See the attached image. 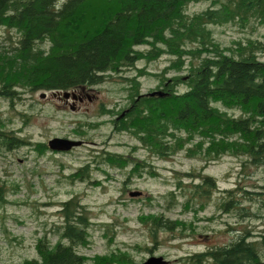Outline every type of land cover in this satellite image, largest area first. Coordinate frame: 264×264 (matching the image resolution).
Here are the masks:
<instances>
[{
	"label": "trees",
	"instance_id": "trees-1",
	"mask_svg": "<svg viewBox=\"0 0 264 264\" xmlns=\"http://www.w3.org/2000/svg\"><path fill=\"white\" fill-rule=\"evenodd\" d=\"M193 1L198 0H104L102 8L92 9L88 0H0V27L15 33L0 39V97L13 99L24 91L73 90L96 84L135 67L137 60L168 53L174 55L170 63L175 72L170 76L165 74L169 68L153 72L157 89L140 93L135 75L123 76L125 105L102 110L114 130L132 133L162 156L199 138L193 148L188 146L189 154L202 152L207 159H215L232 150L247 153L254 162L262 161L264 60L256 51L264 49V42L247 39L226 46L212 35L207 23L246 14L263 20L264 0H213L226 8L222 16H214L212 8L189 11ZM77 16L82 22L72 21ZM138 71L139 75L147 73L143 68ZM27 141L6 129L5 123L0 125V149L10 150ZM35 143L40 149L47 147L44 142ZM94 157L111 165L129 161L111 149H102ZM90 165L78 167L71 177H90ZM192 176L200 179L186 182V202L190 195L202 199L218 189L215 176L204 172ZM221 192L217 211L250 216L258 215L264 206V202H241L258 199V190L234 185ZM6 193L0 182V205L6 203ZM59 212L62 221L55 226V240L44 231L35 242L37 256L25 257L18 264H97L117 256L115 252L110 258L87 261L81 249L89 244L91 220L77 195L60 201ZM144 219L154 236L157 229L173 230L187 223L163 211H150ZM240 230L223 244L186 255L187 262L264 264V231Z\"/></svg>",
	"mask_w": 264,
	"mask_h": 264
},
{
	"label": "rangeland",
	"instance_id": "rangeland-1",
	"mask_svg": "<svg viewBox=\"0 0 264 264\" xmlns=\"http://www.w3.org/2000/svg\"><path fill=\"white\" fill-rule=\"evenodd\" d=\"M88 2L92 9L106 4L104 0ZM188 8L191 12L212 8L214 16L227 12L220 2L213 0L193 1ZM81 18L77 16L72 21L82 22ZM207 24L212 35L226 46L247 39L264 42V19L252 15ZM10 35H15L13 29L0 27V39ZM256 52L264 60V49ZM171 57L174 55L163 53L148 61L137 60L135 67L107 76L84 90L76 89L82 92V100L65 102L53 96L52 91L57 90L49 89L24 91L13 99L0 97V125L5 123L6 129L28 140L10 150L0 149V182L7 192L6 203L0 205V264H18L25 257L37 256L35 242L44 231L55 240V226L62 221L60 201L72 195L80 198L91 220L89 244L81 249L90 263L110 258L116 252L115 258L97 264H133L150 255H162L167 264H189L186 255L212 244H223L241 228L264 231V206L260 210L255 206L254 211L259 213L250 216L216 209L223 188L234 185L259 191V200L241 202H264V159L254 162L247 153L232 150L215 159H207L202 152L189 154L188 146L193 148L199 138L162 156L132 133L114 130L109 115L103 113L106 107L118 109L125 105L123 76L135 75L140 93L157 89L153 72L169 68L165 74L174 73ZM140 68L147 73L139 75ZM59 92L62 95L63 90ZM57 136L80 139L81 143L70 150L56 151L47 142ZM35 142H44L47 147L40 149ZM102 149L120 152L129 161L125 165H111L94 160L95 153ZM145 162L149 163L143 166ZM85 163H91L90 177H71ZM201 172L215 176L218 189L213 188L210 196L202 199L190 195L186 202L188 192L184 186L191 179L198 181L200 176L192 175ZM150 211H163L170 218L187 223L173 230L157 229L154 236L144 219ZM212 213L215 216L211 219L198 217Z\"/></svg>",
	"mask_w": 264,
	"mask_h": 264
},
{
	"label": "water",
	"instance_id": "water-1",
	"mask_svg": "<svg viewBox=\"0 0 264 264\" xmlns=\"http://www.w3.org/2000/svg\"><path fill=\"white\" fill-rule=\"evenodd\" d=\"M62 94L64 96H68L69 91H63ZM41 95L44 96V92H42ZM80 143H81L80 139H73V138L64 137V136L54 137L48 140L47 142L48 146L53 150H68L72 146L79 145ZM167 263H168V260L164 258L162 255H150L143 261L136 262L133 264H167Z\"/></svg>",
	"mask_w": 264,
	"mask_h": 264
},
{
	"label": "flooded vegetation",
	"instance_id": "flooded-vegetation-1",
	"mask_svg": "<svg viewBox=\"0 0 264 264\" xmlns=\"http://www.w3.org/2000/svg\"><path fill=\"white\" fill-rule=\"evenodd\" d=\"M92 85H94V84H92ZM87 86H89V85L84 84V85H81V86L77 87L76 89L84 90ZM76 89L70 90L68 96H64L63 94L61 95L59 91H56V92L52 91V94H53V96H57L59 98H63L65 102H68L70 100L74 101V99H76V98L79 99V100H82L83 99L82 92L76 91ZM88 97H91V96H88ZM66 137H68V136H66ZM73 139H75V138H73ZM72 147H74V146H72Z\"/></svg>",
	"mask_w": 264,
	"mask_h": 264
}]
</instances>
